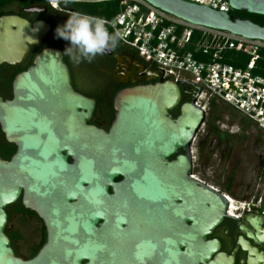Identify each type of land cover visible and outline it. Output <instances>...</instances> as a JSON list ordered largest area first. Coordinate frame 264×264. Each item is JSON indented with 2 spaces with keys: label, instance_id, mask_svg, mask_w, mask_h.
I'll return each mask as SVG.
<instances>
[{
  "label": "water",
  "instance_id": "1",
  "mask_svg": "<svg viewBox=\"0 0 264 264\" xmlns=\"http://www.w3.org/2000/svg\"><path fill=\"white\" fill-rule=\"evenodd\" d=\"M146 1L189 23L264 41V25L232 13L264 15V0H229L230 11L188 0ZM51 29L46 20L1 16L0 64L24 62ZM156 78L116 94V119L106 130L90 124L96 100L74 88L60 47L43 48L16 76L14 99L0 97V123L17 146L11 159L0 156V264L210 260L219 242L207 235L229 202L194 175L192 146L208 118L197 103L202 88L190 96L179 82ZM19 199L48 233L30 259L15 253L6 234L7 207Z\"/></svg>",
  "mask_w": 264,
  "mask_h": 264
},
{
  "label": "built area",
  "instance_id": "2",
  "mask_svg": "<svg viewBox=\"0 0 264 264\" xmlns=\"http://www.w3.org/2000/svg\"><path fill=\"white\" fill-rule=\"evenodd\" d=\"M39 1L60 12L103 19L114 33H122L121 45L135 50L146 62L158 67L164 79L191 85L194 91L202 88L197 99L202 107L207 109L213 99L225 102L264 130V76L255 73L258 62L264 60L261 53L264 41L189 23L146 0L70 2L117 3V13L111 18L74 11L64 0H59L58 7L54 0ZM188 1L207 4L222 11L232 10L229 0ZM231 50L249 55V63L237 67L228 62ZM253 202L254 206L264 204V194Z\"/></svg>",
  "mask_w": 264,
  "mask_h": 264
},
{
  "label": "flooded vegetation",
  "instance_id": "3",
  "mask_svg": "<svg viewBox=\"0 0 264 264\" xmlns=\"http://www.w3.org/2000/svg\"><path fill=\"white\" fill-rule=\"evenodd\" d=\"M36 1L38 2L30 5H24L20 0L12 4H6L5 7L0 9V17L17 14L31 22L46 20L52 25L49 35L42 44L58 39L65 40L66 45L64 48H60L64 51V60L70 68L74 88L96 100V107L90 124L110 130L117 115L114 104L116 94L126 87L156 83L158 81L156 77L161 74L158 67L146 62L135 50L121 44H118L117 48L110 54L106 52L103 55L98 54L91 62L83 57H80L79 62H76L73 57H78L79 52L75 47L72 48L71 55L65 52L67 48L71 47L69 40L60 37L58 34L55 35L56 38L50 40L51 36L55 32L57 33V29L62 28L69 17L75 13L60 12L52 9L45 2ZM30 61L31 57L29 55L24 62L18 65L0 64V97L5 101L14 99V80L20 72L32 65ZM180 87L182 92H186L187 95L191 96L195 92L191 85H180ZM171 113L174 117H177L180 113V105L173 109ZM216 136L223 142L233 141V138L222 140L219 135ZM16 151L17 146L8 141L0 123V156L9 160ZM263 160L264 155L259 160V168ZM69 161H72V159L69 158ZM121 179L122 177H119L117 181ZM205 183L226 196L228 202H230L229 197L233 198L237 207L235 206L234 210L228 203L226 215L207 235V240H217L219 247L213 252L210 260L198 264H264V204L254 206V199L240 200L234 198L231 193L233 188V182L231 183V181L227 186L222 185L223 187L215 183ZM110 192H112V189ZM251 207H254L253 210H250ZM38 222L40 223V240L26 253L22 252L18 245V242H21L24 237L18 231L13 232L6 228V234L10 237L11 245L18 256L25 259L33 258L46 243L47 228L44 221ZM180 225V223H175L174 230L182 232ZM189 225H192V222H189ZM44 226L45 231L43 230ZM164 230L170 232L169 225H166ZM9 232H13L14 236L12 237ZM44 232L46 233V240L42 242ZM39 244L41 246L37 249ZM182 249H185V247Z\"/></svg>",
  "mask_w": 264,
  "mask_h": 264
},
{
  "label": "rangeland",
  "instance_id": "4",
  "mask_svg": "<svg viewBox=\"0 0 264 264\" xmlns=\"http://www.w3.org/2000/svg\"><path fill=\"white\" fill-rule=\"evenodd\" d=\"M55 32L51 39L56 38ZM219 104L222 102H218ZM209 113V107L207 108ZM224 119L217 122L230 133H238L236 139L226 142L214 135L208 126V118L193 143L194 175L202 181L227 186L231 181L232 196L240 200H253L264 194V176L260 175L259 160L264 155V130L251 126L242 136L241 115L233 117L231 111L223 113ZM222 186V187H223ZM10 231H18L24 239L18 242L26 253L40 240V223L37 219L14 214L8 224Z\"/></svg>",
  "mask_w": 264,
  "mask_h": 264
},
{
  "label": "trees",
  "instance_id": "5",
  "mask_svg": "<svg viewBox=\"0 0 264 264\" xmlns=\"http://www.w3.org/2000/svg\"><path fill=\"white\" fill-rule=\"evenodd\" d=\"M15 1H18V0H0V9L5 7L6 4H12ZM20 1L24 5H30L32 3L38 2L36 0H20ZM70 6H71L72 10L77 11V12H81L84 14H89V15H93V16H97V17H107V18L113 17L117 13V10H118L117 3H112V2L111 3L110 2L109 3H102V4L70 3ZM232 13L234 14V16L236 18L241 17L244 19H252L253 21H255L257 23L264 25V15L252 14V13H249L248 11H238V10H233ZM25 16H27V15H25ZM105 27L107 28V30L110 34H114L113 30L108 25H105ZM118 44H121V43L119 42ZM65 45H66L65 40L58 39L56 41H51V42H48L45 44H41V45L32 47V52L30 54V57H31L30 62L32 63V59L35 57V55L45 47H51L52 46V47H63L64 48ZM261 53L264 54V50L261 51ZM227 61L230 62L231 64L237 66V67H241V66H245L249 63L250 56L243 54V53L236 51V50H231L229 52V58H227ZM255 73L264 76V60H260L258 62V68L255 69ZM218 102L219 101L213 99L210 103V106H209L208 126L211 129V131L214 134L219 135L222 140H225L226 138L236 139L238 136V133H230L229 131H225L220 127L219 124H217V122L224 119V117H223L224 112L231 111L233 113L234 118H236L239 114L241 115L240 123L242 124V134H243L242 137L244 139H246L247 138V134H246L247 130L255 124L251 120L246 118L244 115H242L241 113L236 111L229 104H227L225 102H222L219 104ZM260 175L264 176V160L261 163ZM7 212L9 214V221H8L9 223L13 220L14 214L26 215L27 217L35 218L38 221L43 222L42 219L39 217V215L36 212L27 209L23 205L21 199H19L16 203L8 206ZM7 228L9 229V227H7ZM43 230L45 231V226L43 227ZM9 234L12 237L14 236L13 232H9ZM45 240H46V233L44 234L42 242H44ZM39 246H41V244H39L37 246V249L39 248Z\"/></svg>",
  "mask_w": 264,
  "mask_h": 264
},
{
  "label": "clouds",
  "instance_id": "6",
  "mask_svg": "<svg viewBox=\"0 0 264 264\" xmlns=\"http://www.w3.org/2000/svg\"><path fill=\"white\" fill-rule=\"evenodd\" d=\"M70 2L73 0H64L65 4ZM54 4L58 7L59 0H54ZM105 23L101 18L87 15L74 14L70 16L63 27L57 29V34L60 37L71 42V47L67 48L65 52L71 55L72 48L75 47L79 52L78 57H73L76 62H79L80 57L91 62L98 54L103 55L106 51H114L119 41L123 39V35L119 31L110 34Z\"/></svg>",
  "mask_w": 264,
  "mask_h": 264
},
{
  "label": "bare ground",
  "instance_id": "7",
  "mask_svg": "<svg viewBox=\"0 0 264 264\" xmlns=\"http://www.w3.org/2000/svg\"><path fill=\"white\" fill-rule=\"evenodd\" d=\"M230 198V206H231V208H233V209H235L234 207L236 206V202H235V200L233 199V198H231V197H229ZM238 204V203H237ZM242 206V205H241ZM237 207V206H236ZM232 212H234V211H232ZM236 212V211H235Z\"/></svg>",
  "mask_w": 264,
  "mask_h": 264
}]
</instances>
